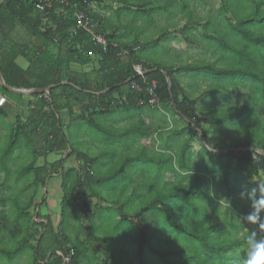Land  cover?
<instances>
[{"label":"trees","instance_id":"trees-1","mask_svg":"<svg viewBox=\"0 0 264 264\" xmlns=\"http://www.w3.org/2000/svg\"><path fill=\"white\" fill-rule=\"evenodd\" d=\"M39 1L3 0L0 5V73L5 86L18 89L46 88L66 79L80 90H87L92 84L93 93H83L68 84L61 87L72 91L75 97L80 94L83 99H88L92 107L102 112L134 109L139 117L144 115L149 118L147 109H168L174 113L176 124L168 123L166 127L152 115V123L142 121L144 123L137 129L136 138H132L130 143L118 145L139 149L148 146L146 142H141L142 139L151 137L153 150L166 154L164 157L156 154L151 156L156 168L154 177L142 176L144 162L140 165L141 169L134 167L135 160L139 162L149 158L141 151L126 156L110 176L94 178L90 175L93 172L90 166L96 157L76 151L66 137L49 132L42 151L32 149V155L35 159L46 158L48 154L58 152L56 155L60 154L63 158L56 157L53 162L45 161L42 165H37L34 160L23 166L21 171L32 174L29 185H36L37 190L41 186L48 187L49 177L59 178L52 187L60 201L58 231L52 232L50 215L39 211L46 205L44 198L41 203L34 204L35 208L38 206L35 219L43 220L36 224L44 232L41 235L39 230L28 232V235L32 232L34 244L28 242L29 238L20 240L15 245V255L28 249L32 253V264H61L56 251L64 252L71 247L74 254L70 264H81L83 258H86L85 264L91 263L90 250L94 255V264H117V254L120 255L118 261L124 259L121 264H239L247 254L246 238L249 233H253L252 229H245L250 225L247 217L253 212V199L260 198L259 186L264 188L261 181L254 185L249 182L260 174L264 175V0H221L219 11L204 18L190 10L187 0L155 3L151 14L154 11L161 12L163 5L173 1L179 3L180 7L173 8H177L185 17L179 32L192 42L199 41L197 43L204 47L206 53H211L216 59L214 62L202 59L181 66L153 64L143 60L139 55L142 46L154 45L160 41L159 38L144 44L116 42L111 33H106L103 20L93 13L92 19L99 20V29L108 42L103 51L100 46L89 41L83 31L76 29L73 14L84 7L80 0H72L70 6L65 8L53 5L46 13L36 8ZM143 6L139 10L144 13L146 10ZM16 22L25 25L31 35L41 30L45 51L33 50L29 55L30 59L38 63L32 76L15 63L19 55L15 45L8 50L1 49V43L10 40V32ZM198 27L199 34L196 33ZM132 47L137 48L132 50ZM53 49L64 50L67 60H60L59 54L53 53ZM123 50L127 53H122ZM71 59L80 65L90 62H95V65L90 73L72 75L67 68ZM135 65H140L146 71L143 76L136 75L133 69ZM182 73L186 79L190 78L185 84L179 77ZM78 79H83L84 83L78 82ZM196 79L208 81L201 92L203 101L200 104H197L198 98L194 95L197 91L194 84L198 86ZM153 80L157 83L153 90L156 101L150 104L152 94L149 89ZM133 84L139 89H135ZM242 87L248 88V91L240 104L234 100L217 103L219 98L236 93ZM3 89L8 92L7 88ZM51 93L52 89L48 100L42 98L40 108L43 111L51 106L52 110L56 109ZM42 110L38 125L46 119ZM204 114L207 116L205 119L201 118ZM179 121L181 126L178 128ZM87 122L93 128L99 127L91 112ZM31 132L25 133V138ZM20 141V133H12L4 154L18 148ZM191 141L200 145L196 154ZM212 147L213 150H207ZM66 150L68 152L65 155L61 154ZM73 154L76 155L78 169L69 167L65 170L62 167L64 159ZM133 168L139 170V181L132 183L133 176L126 183L124 181V190L128 187L130 190L122 194L121 198L110 201L115 208H98V205L92 209L89 207L88 199L98 198L95 186L120 177L124 171ZM85 172L87 175H84ZM167 176H171V180H166ZM119 181H122L121 178ZM131 183L133 185L130 186ZM241 194L248 204L243 202ZM5 199L1 197L0 205L4 206ZM97 200L104 202L103 197ZM32 201L33 197L30 203ZM222 201L225 202V210L220 217L218 206ZM133 202L139 203L135 211L129 210ZM30 203L25 205L26 210ZM25 209L17 213L14 210L13 220L17 223L30 222L32 216L27 217ZM97 209L104 215L113 211V214L102 219L106 220L105 223L112 221L114 229L122 227L125 238L118 244L114 245L101 237L100 242L91 241L95 232H98L94 229ZM71 215L80 225L74 239L66 235L65 229L70 226L68 222L63 223L65 217ZM260 217L261 222H264V213ZM84 221H88L85 229L82 227ZM254 225L258 235L264 236L259 224ZM66 244L69 246L63 249ZM115 247L118 251L114 250ZM4 254L10 259L9 263L14 260L10 252L0 248V256Z\"/></svg>","mask_w":264,"mask_h":264},{"label":"rangeland","instance_id":"rangeland-1","mask_svg":"<svg viewBox=\"0 0 264 264\" xmlns=\"http://www.w3.org/2000/svg\"><path fill=\"white\" fill-rule=\"evenodd\" d=\"M109 5L113 8L116 7V9H113L112 12H110L109 17L113 21V23L119 27V32L116 34V40L122 41V42H131V43H148L149 41H153L156 38H159L160 41L158 43H155L154 45H147L142 46L141 50L139 51L140 57L148 61L149 63H157L161 65H171L177 63L178 60H183L185 57H189L188 62H194L197 60L206 59L207 61L214 62L216 59L212 56L211 53H206L204 47L202 46H193V44L187 43L183 41V36L179 32V28L184 25V19L183 14L177 11V8L174 10L173 8L180 7L179 3H174V1L170 4H166L162 6L161 12L160 11H154L153 14H151V10L155 7V3H165L166 0H108ZM150 2V4H149ZM190 10H192L195 14H199L200 17L204 18L208 14L215 15L219 10V7L221 6V0H187ZM127 5V6H125ZM145 5V6H143ZM171 14L169 12V7ZM118 6L123 7L122 12H120L119 16H115V12H117ZM142 6L145 7L146 12H141ZM109 7V8H111ZM141 7V8H140ZM192 8V9H191ZM176 12V13H175ZM164 16V17H163ZM168 16V17H167ZM177 23V25H176ZM176 25V26H175ZM190 27H194V25H191ZM172 37V33H176L174 38L176 40H172L169 38V35ZM197 34H199V27L196 31ZM195 35V34H194ZM195 37L198 38L197 35ZM125 40V41H123ZM170 42V43H169ZM169 43V46H168ZM193 46V47H192ZM164 55H167V57H163ZM185 62V61H183ZM181 81H183V84H185L188 80L190 81V78L187 77V79L184 77V75H181L180 78ZM194 80V79H193ZM195 82H198V86L194 84L197 91L194 94L197 98V104H200L203 101L201 92H203L206 88V82L203 80L196 79ZM187 89V88H186ZM248 88L242 87L240 90L236 93H230L224 98H219L217 103H227L228 101H236L238 104L242 102L243 97L247 93ZM210 104V102H209ZM52 108V106H51ZM44 108V111L48 112V110H51ZM146 111H149L150 115H155L159 121L164 123V126L168 127V123H171L172 125L176 124L174 122V113L168 109H156L151 110L147 109ZM55 111L52 112L53 115H55ZM117 115L111 116L107 113L102 115H99V113H96L93 115V118L95 121L98 122L99 127L93 128L86 122H80L77 121L75 123H69L65 125V129L67 130V134L65 135L68 138L69 145L75 149L76 151L83 152L85 155L89 157H96L95 162L90 166L92 169V173L90 174L94 178H101V177H108L110 174L113 173V171L117 170L120 164L122 163L123 159L126 156L129 155H135L138 152L144 151L146 153L147 159H142L139 162L137 160L134 161V167H141L140 165L142 162L143 169H141V172H144L145 177H154L156 174V168H155V162L151 158L152 155H162V157L166 156V154L157 153L153 150L152 144L153 140L151 137H144L141 142H146L147 147H121L118 145H122L119 143H130L132 138H136L137 136V129H140L142 126V121H147L152 123L151 118L148 119V117H144V115L139 117L137 115V111L134 109L126 110L123 109L116 113ZM128 116H131L132 119H128ZM201 118L205 119L207 116L204 114L201 116ZM6 120L4 117H0V122H5ZM150 125V124H149ZM171 125V126H172ZM178 128L181 126V122L179 121L177 123ZM64 129V127H62ZM81 128V129H79ZM34 132L31 127L27 131ZM132 130V131H131ZM222 130L225 131V129ZM43 130L39 131V134H43ZM222 132V131H221ZM46 135V133H45ZM84 136L83 139L80 137ZM4 136V134H3ZM225 136V135H224ZM45 136L39 135L37 137V140H31L29 138V141H27L25 138L21 140V142L18 144V146H22V148H15L11 153L4 154V151L6 150V146L8 145L7 140H2V136H0V199L1 197L6 198L4 206L0 205V248L5 249L7 252H10L11 258L14 260L10 262V259L7 257V255H1L0 256V264H32V261L30 258H32V253L28 249H25L24 252L21 251L19 255H15V245L17 242H19L22 239H28L30 244H34L35 241L31 240V234H27L28 232L35 230L41 231L40 235L44 232V229L36 224V222H40V219L36 218V213L38 210V206L35 208L36 203H41V200L46 198V205L39 209L41 212L47 211V213L51 217L52 225L51 227L55 228V232H57V225L60 220V213H59V206L55 205V201L57 200V204L59 205V198L54 195L53 192V185L59 181V178L56 177H49L48 182L46 179V182L48 183V187H40V189H36V185L30 186L32 179V174L25 172L22 173L21 168L25 165H27L30 162H33L36 160L37 165H39V162H43V157H39L35 159V157L32 155V149H38L42 151V146L44 143ZM43 140L41 142V140ZM160 140H163L161 137ZM140 142V143H141ZM149 143V144H148ZM117 150L115 152L116 145ZM190 144L192 145V150L196 154L199 152L200 145L196 141H191ZM115 145V146H114ZM157 147V143L154 145ZM163 146V145H162ZM6 147V148H5ZM26 149H25V148ZM26 151H25V150ZM67 151H64V153H61L65 155ZM55 157V154L49 155L48 158ZM56 157L59 159L63 158L62 155L57 154ZM55 159V158H53ZM65 162L63 163L62 167L65 169L68 167V163L73 165L75 164L76 167L78 166V163L76 161V155H71L69 159H64ZM46 159H44V162ZM1 168L5 169L4 171L1 170ZM8 170V171H7ZM60 171V170H58ZM84 175H87L86 172ZM73 176V175H72ZM132 178V183L138 182L139 179L137 177L141 176L139 174V170L133 169H127L124 171L120 177H115L107 182H104L102 184H99L98 186H95V193L97 194L98 198L103 197L104 202L97 200L98 198L89 199L88 203L89 206L94 208V206L98 205V208L100 206H106L109 207V209L115 208L112 202L118 197L121 198L122 194H126L127 190H130V187H128L126 190L123 188V183L127 182L129 178ZM121 178L122 181H119ZM171 176H167L166 180H171ZM257 181H261L264 184V175L260 174L259 177H255L249 180L251 184H255ZM130 184L133 185V184ZM52 188V189H51ZM48 191V195L45 196V191ZM38 192L37 196L34 197ZM60 194V192H59ZM8 195H10L8 197ZM12 196V197H11ZM11 197V198H10ZM33 197L32 203H30V200ZM54 197V199H52ZM241 197L243 199L244 203H247V200L245 199L244 195L241 194ZM105 201L110 202L107 204ZM30 203L31 205H28V210L25 209V205ZM95 203V205H94ZM106 203V204H105ZM225 207V202H220L218 206V213H220V217L223 214V211ZM35 208V210H34ZM139 208L138 202H133L132 206L129 207V210L135 211ZM22 209H25V215L28 217L32 216V220L30 222H21L17 223V221L13 220L15 216V211L20 212ZM13 210V213H12ZM113 212V211H112ZM112 212H107L108 214H111ZM264 213L262 210L260 212ZM101 214L100 210L97 209L96 214L94 215L95 218V224L94 229L98 232H95L94 238H92L91 241L98 240L100 242V237L105 238L109 240V242L113 243L114 245L118 244L120 240L122 241L123 238H125V234L122 232V227H118L117 229H114L112 225V221L109 220L106 222V220L102 219L107 217V215ZM113 214V213H112ZM14 215V216H13ZM69 217V218H68ZM114 217L116 218V215L114 214ZM66 221L63 223H67L70 225L66 227V235H68L71 239H74L77 235L78 228L80 225L76 222L75 217L73 215L65 217ZM88 226V221H84L82 223V227L84 229ZM29 227V229H28ZM80 230L81 232L84 231ZM245 229H252L253 232L259 233L257 228L254 224L250 223ZM86 231V230H85ZM48 232V231H47ZM132 235V232L130 233ZM45 237V239H47ZM83 237L81 236V239ZM110 238V239H109ZM125 241V240H124ZM123 241V242H124ZM95 243V242H94ZM69 244H66L63 246L65 249ZM118 246V245H117ZM25 248V247H24ZM116 250V247L115 249ZM118 251V250H116ZM23 252V254H22ZM27 252V253H26ZM92 251H89V256L91 258L89 264H94V258ZM247 252V250H246ZM17 256V257H15ZM118 256L116 255L115 262L117 264L123 263L124 259L121 261H118ZM29 257V260H27ZM102 257V255L100 256ZM86 258L82 259L81 264H85Z\"/></svg>","mask_w":264,"mask_h":264},{"label":"crops","instance_id":"crops-1","mask_svg":"<svg viewBox=\"0 0 264 264\" xmlns=\"http://www.w3.org/2000/svg\"><path fill=\"white\" fill-rule=\"evenodd\" d=\"M2 2L3 0H0V5L2 4ZM108 3H109L108 0H103V2H100V3L90 2V4H92V9H93L91 14L94 13L98 16L99 19H102L103 20L102 23H104L106 33H111L114 39H116V34L120 30H119V27L116 26L111 20V18L109 17L110 12H112L113 9H116V7L113 8ZM117 8L119 9H117V12H115V16H118L120 19L119 10L124 9V8L120 6H118ZM37 31H38L37 34L31 35L28 32L25 25L21 24L20 22H16V25L12 28L10 32L11 33L10 40L9 41L5 40L1 43V49L5 48V50L6 49L8 50L14 47L13 45H15L17 50L19 49V55L15 58V63L22 70L27 71V73L31 76H32L33 70L38 68V63L35 61V59L34 60L30 59L29 55L33 52V50L42 51V52L45 51L41 30H37ZM192 33H195V31H192ZM175 34L176 33H172V37L169 35V33L166 34L170 36L169 41L170 39L174 38ZM182 36H183V41L193 44V46H201L199 43H197L199 41L192 42L190 38L186 37L185 35H182ZM172 40H176V38ZM121 43H124V42L121 41ZM169 43H168V46H169ZM53 53L55 54L58 53L60 56V60H64V61L67 60L66 52L64 50L59 51V50L53 49ZM163 57H167V55H164ZM188 59L189 57H185V59H183L182 61L178 60L177 63L171 64V65L181 66V65H187V64L193 63V62L189 63ZM93 64L95 65V62H92V63L90 62L84 65H80L79 63H75L71 59L67 65V68L70 74L72 75L76 74L78 76H83L87 73H90V71L93 68ZM182 74H180L179 77H181ZM78 82L84 83V80L78 79ZM65 84H68L72 88H75L78 91H81L83 93H93L92 84H90L89 89L80 90L79 87L68 82L66 79H62L61 82L57 85H51L46 88H29V89H18V88H11V87L9 88L5 86L3 79L2 81L0 80V93L5 97V102L0 106V117H4V119L6 120L5 122H0V136H2V140H6L7 138L9 139L11 134L14 132L20 133L21 140H23V138H25L26 136L25 133H27L28 132L27 130L31 127V129L34 132H31L29 137L25 139L27 141H29V138L31 140H37V137H39V135L41 136L43 135L45 136L43 140H44V143L46 144L47 134L49 132L50 133L57 132L60 136H64L67 138V136L65 135V133L67 134V130L65 129L66 127L65 125L67 124V122L75 123L77 121H80L83 123L84 122L88 123L87 122L88 115L90 112L92 113V115L96 113H99V115H102V113L103 114L107 113L108 115L115 116L117 115L116 114L117 112L121 111L117 109H115L113 112H102L101 110H97L91 106L88 99L87 100L83 99V96H81L80 94H76L78 97L77 98L72 95V91L62 89L61 85H65ZM3 87L7 88L8 92H5ZM50 89H52L51 98L54 101V105L56 106V109L52 110L51 108V110H48V112H46L40 108V103L42 101V98H44L45 101L49 99L48 94H49ZM41 110L46 116V119L44 118V120L38 125L37 120L40 117ZM53 111L56 112L55 115L52 114ZM146 113H149V111H147ZM129 117L130 116H128V119H132ZM151 117L152 115H149L148 119H150ZM62 127H64V129ZM41 130L45 132H43V134H39L38 132ZM80 138L83 139L84 136L81 135ZM43 140H41V142ZM117 147H118L117 145L116 147H114L115 152L117 150ZM18 148H22V146H18ZM66 151L68 152V150ZM56 153L52 152L48 154L46 158H43V162H39V165H42L44 163V159H46L47 162H53L56 159ZM53 154H55V157H53L55 159L52 158L51 160V158H48L49 155H53ZM69 167L78 169V166L76 167L75 164L71 165L68 163L67 168ZM67 168H65V170ZM52 199H54V197ZM55 205L59 206L57 204V200L55 201ZM45 213H47V211H45ZM40 221H43V220L40 219ZM50 223H51L50 224L51 226L52 225L51 217H50ZM54 230L55 228L53 226L52 232L55 233Z\"/></svg>","mask_w":264,"mask_h":264},{"label":"built area","instance_id":"built-area-1","mask_svg":"<svg viewBox=\"0 0 264 264\" xmlns=\"http://www.w3.org/2000/svg\"><path fill=\"white\" fill-rule=\"evenodd\" d=\"M72 0H40L36 4V8L39 12L46 13V10L57 5L59 8L69 7ZM81 4L84 6L83 9L74 11V18L76 20V29L83 31L87 36L88 40L93 42L95 45H98L102 50H106L108 42L105 34H103L99 29V22L91 18V13L93 11L92 4L87 0H80ZM116 47V45H113ZM137 47H132V50ZM122 53L126 54L127 51L123 50ZM92 55V54H91ZM93 57V56H92ZM137 76H143L146 71H144L140 65H135L133 67ZM157 83L155 80L151 83V88L149 89L152 94L150 99V104H153L156 101V96L153 94ZM135 89H139L138 86L133 84ZM5 102V97L0 93V106ZM261 152V151H257ZM264 154V153H263ZM56 254L61 258V264H70L71 258L74 254V250L71 247H68L66 251H57Z\"/></svg>","mask_w":264,"mask_h":264},{"label":"clouds","instance_id":"clouds-1","mask_svg":"<svg viewBox=\"0 0 264 264\" xmlns=\"http://www.w3.org/2000/svg\"><path fill=\"white\" fill-rule=\"evenodd\" d=\"M214 147L207 150H213ZM260 151V150H259ZM260 198L253 199V212L247 217L252 224H259L261 232H264V222H261L260 212L264 210V188L259 186ZM247 254L239 264H264V236L257 233H249L246 238Z\"/></svg>","mask_w":264,"mask_h":264},{"label":"water","instance_id":"water-1","mask_svg":"<svg viewBox=\"0 0 264 264\" xmlns=\"http://www.w3.org/2000/svg\"><path fill=\"white\" fill-rule=\"evenodd\" d=\"M0 80L2 81L1 73H0ZM16 91H17V90H16ZM200 137H201V135H200Z\"/></svg>","mask_w":264,"mask_h":264}]
</instances>
